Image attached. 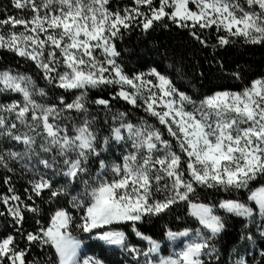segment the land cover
Instances as JSON below:
<instances>
[{
  "label": "snow or ice",
  "instance_id": "obj_1",
  "mask_svg": "<svg viewBox=\"0 0 264 264\" xmlns=\"http://www.w3.org/2000/svg\"><path fill=\"white\" fill-rule=\"evenodd\" d=\"M0 264H264V0L0 6Z\"/></svg>",
  "mask_w": 264,
  "mask_h": 264
},
{
  "label": "trees",
  "instance_id": "obj_2",
  "mask_svg": "<svg viewBox=\"0 0 264 264\" xmlns=\"http://www.w3.org/2000/svg\"><path fill=\"white\" fill-rule=\"evenodd\" d=\"M7 3H8V0H0V6L7 5ZM157 36H160V33H157ZM161 38H164V37H161ZM133 41H135V37H133ZM256 59L259 60V54H257Z\"/></svg>",
  "mask_w": 264,
  "mask_h": 264
}]
</instances>
